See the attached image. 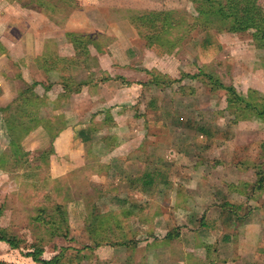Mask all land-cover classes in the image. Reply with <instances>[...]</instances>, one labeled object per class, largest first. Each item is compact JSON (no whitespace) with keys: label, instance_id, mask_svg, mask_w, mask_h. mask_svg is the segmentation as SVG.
<instances>
[{"label":"rangeland","instance_id":"374dc122","mask_svg":"<svg viewBox=\"0 0 264 264\" xmlns=\"http://www.w3.org/2000/svg\"><path fill=\"white\" fill-rule=\"evenodd\" d=\"M53 1L52 19L0 6L14 42L6 70L31 76L12 85L37 109L22 110L18 96L0 114V229L19 244L0 242V264H42L29 256L36 248L42 260L62 255L56 264H264V41L248 25L264 0ZM142 16L159 32L133 24ZM28 18L52 22L59 45L44 50L72 68V89L84 82L97 95L33 97L61 80L39 87L38 70L21 63L34 57L30 36H48ZM70 119L83 168L67 161L70 140L50 158V134ZM61 206V230L36 220L60 219ZM97 217L109 228L100 248Z\"/></svg>","mask_w":264,"mask_h":264},{"label":"crops","instance_id":"0c3cea01","mask_svg":"<svg viewBox=\"0 0 264 264\" xmlns=\"http://www.w3.org/2000/svg\"><path fill=\"white\" fill-rule=\"evenodd\" d=\"M18 4V6H21V8H23L24 10H27L29 12L34 13L36 16H51L52 17L57 14V11H61L57 6L56 3L57 1H53V0H0V6H4V4L6 5H15ZM5 5V6H6ZM13 8V7H11ZM34 10V11H33ZM65 9H63L62 11H64ZM6 13H10V12H4L3 14L0 13V16H3ZM18 18H20L19 16H17ZM28 22H30L29 24L32 25L30 26V28H33L34 32L36 31L38 33V31H41V28L44 31H47L48 36H40V38L36 39L37 42H35V39H31L32 36H30V40L32 42V45L34 46V48H32V50H34V57H25L24 59H21V63L22 64H26L27 63V67H30L31 64L33 65V69L38 70L37 71V76L35 78H38V82L41 83L39 84V87H43L46 85L43 81L44 80H48L50 78V80H52L53 78H55L56 76L58 77V81L61 80V82H58V84H56L51 90H49L48 92L46 87H50V86H46L44 89V92H46L43 96L41 97H50L52 100L55 99V101L57 100L58 96L61 93H64V86H63V82L65 84H68L69 78L64 77L63 74H65V76H67V73H70L72 71L71 67H59L60 66V62L56 59V51L53 50H49V51H45L44 48L46 49L47 43H48V48L51 49V43L53 42V39L56 37H51L49 36L50 32L55 31L52 22H49L48 24L44 21V23L41 26L37 25L38 22H33V20H29L26 19ZM25 19H23L24 22H26ZM2 23V24H1ZM4 25V26H3ZM6 23L5 22H1L0 21V114L3 115L4 110L8 109V111H11V109H9L10 105L13 103H17L14 102L16 98L21 97V98H25L26 94H21V92L15 88H13V82H22L24 85H26V83H28L29 81H27L28 77L31 76L27 75V79L25 76V73L22 75H17V76H13L11 75V72H8L6 70V68L8 67L7 65L10 64L11 60H13V58L11 57V53H10V49L12 48L11 46L14 44L13 40H11L10 38L8 39V37L5 35L4 36V32L6 33L7 30H9L10 27L6 28L5 27ZM19 25V21H17L16 24H14V28H18ZM38 27H35V26ZM48 26V27H47ZM22 27H26L24 24H22ZM6 28V29H5ZM4 29V30H2ZM26 32L28 31L27 28ZM36 37H39L37 35H35ZM42 37V38H41ZM52 38V39H51ZM51 40V41H50ZM11 41V42H10ZM47 41L46 45L43 44V42ZM50 41V42H49ZM28 42L30 43V41L28 40V38H26L25 35V39L21 38L18 39V45L21 46V48H23L24 50L26 49V46L28 45ZM61 44H63L62 41H60ZM58 40L54 39V46L55 48L58 46ZM18 50L17 54L18 56H21L22 54H24L25 52ZM47 54V55H46ZM49 54V55H48ZM58 56V55H57ZM61 57V55H59ZM62 57H66V56H62ZM31 58V59H29ZM9 68V67H8ZM24 72V71H23ZM63 72V73H61ZM8 80V83L3 82ZM72 82L70 81V84ZM82 89L80 90V92L75 93V94H71L70 96H83L84 94H87L88 96H95L98 94V87L96 86V88L92 87L93 90H86L84 89V82ZM23 85V86H24ZM9 86V87H8ZM12 86V87H11ZM62 88L61 90L63 91H59L56 90L55 88ZM97 91V92H96ZM48 94V96H47ZM95 94V95H94ZM61 96V95H60ZM67 96V95H66ZM70 97V98H71ZM70 98L68 97V100L63 101V108L65 109V107L70 103ZM50 99V100H51ZM17 100V99H16ZM100 98L97 100V102L99 103ZM21 101V100H19ZM18 101V102H19ZM54 102V100L52 101ZM58 104V103H57ZM94 103L90 104L93 105ZM49 105V104H48ZM21 106H23L22 110H26L27 109V105L26 103H21ZM21 110V109H20ZM37 109L35 108L34 111H36ZM66 110V109H65ZM85 112H83L81 114V119L84 120L85 114L86 118L85 120L88 118V114H90V106L87 105V107L84 108ZM6 111V110H5ZM6 111V112H8ZM98 119V118H97ZM96 119V120H97ZM73 120L74 119H70L69 122H67V120L65 122L66 126L64 128H62V130L58 133V135L56 136L55 140L53 141V150H54V154L56 152L57 153V148L58 145L60 146V143L63 142V140H70L71 144L69 145L71 147V150L69 152V163H76L74 159H78L80 161V163L83 165H80V167L83 168V166H85V156L82 155L83 153L81 151H74L73 150V146H74V141L76 138V133H75V124H73ZM84 120V121H85ZM78 124V122L76 123ZM86 125V124H85ZM83 125V126H85ZM94 124H91L87 127L90 128L92 127ZM62 140V141H61ZM61 141V142H60ZM60 150V148H59ZM52 154L50 156V158L54 155ZM77 167V168H80Z\"/></svg>","mask_w":264,"mask_h":264},{"label":"trees","instance_id":"16d2710c","mask_svg":"<svg viewBox=\"0 0 264 264\" xmlns=\"http://www.w3.org/2000/svg\"><path fill=\"white\" fill-rule=\"evenodd\" d=\"M231 2H229V5L231 8H234L232 5H235L236 6V3L238 2L237 0H230ZM214 8V7H212ZM231 8H226V9H222L220 8L221 10L217 11V15H226L227 16V19L230 18V20H233V17H235L234 13H233V10ZM214 13H216V9L214 8ZM221 13V14H220ZM143 22V23H142ZM146 23V26L142 25ZM133 24H137L136 26H138L139 28H142V27H147V28H150L152 30H154L153 28L155 29H159L160 27L157 24V22L155 20H150L148 16H142V17H139L136 18V22L133 21ZM169 26H172L173 24H170V23H167ZM249 26H253L255 27L256 29V32H257V35H260V39L264 41V11L262 10L261 7H259V9L256 11V13L254 15H251L250 17V24H248ZM142 26V27H140ZM155 32H159L158 30H154ZM63 86H64V93L65 96L66 95H71V94H75V93H78L80 92V87L78 89H72L71 87V84L68 83V84H65L63 82ZM31 87H29L30 89ZM64 96V95H62ZM61 96V97H62ZM33 97H38V98H42L38 95H33ZM25 103L27 105V109H26V112H31V111H34V109L36 107H32L33 104L36 103L35 100H32V99H29L28 97L25 96ZM56 102H58V99L56 100ZM6 111H8V109H5ZM4 110V112H6ZM49 122V121H47ZM10 122H7V124L9 125ZM11 124V123H10ZM52 124V123H51ZM25 126V125H24ZM17 125L16 126H10V131L13 132L15 131ZM40 127H42L43 129H46L45 126L41 125ZM28 128V127H26ZM62 129H60L59 131L57 130V133L56 135L55 134H50V135H54V138H53V141L55 140L56 136L58 135V133L61 131ZM28 131H31V129H29ZM52 141V143H53ZM53 146V144H52ZM52 154V153H51ZM54 154V153H53ZM58 210V209H57ZM60 211H58L57 215H59V218L60 219H45L42 215H39L36 220L41 222L43 225H46V226H52V227H55L56 229H59L61 230V227L60 225L61 224H64V223H67V220H68V217H67V212L66 210L64 211L63 210V207L61 206L59 208ZM45 210H41V214L44 212ZM61 216V217H60ZM104 220L106 219H100V218H96L95 221H91V227H90V230L93 234V238L95 240V247L97 248H100L103 244V241L106 240L105 237V232L106 230H109V228L105 225V222ZM93 224V225H92ZM94 227V228H93ZM0 242H5L7 243L11 248H15L17 249V246H19V244H17V239L16 237H10L7 235L5 229H0ZM127 244V242L125 243H121L120 245H125ZM43 255V250L42 249H39V248H36L34 252H31L30 253V257L33 258L34 261L36 262H40L42 264H56L57 262H61L62 260V255H58L57 257H55L53 260H49V261H46V260H42L41 259V256Z\"/></svg>","mask_w":264,"mask_h":264}]
</instances>
